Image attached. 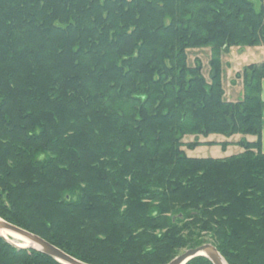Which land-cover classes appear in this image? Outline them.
<instances>
[{
	"label": "trees",
	"instance_id": "16d2710c",
	"mask_svg": "<svg viewBox=\"0 0 264 264\" xmlns=\"http://www.w3.org/2000/svg\"><path fill=\"white\" fill-rule=\"evenodd\" d=\"M247 47L264 0H0V219L84 264H264V63L233 103L219 61ZM0 264L60 263L0 237Z\"/></svg>",
	"mask_w": 264,
	"mask_h": 264
},
{
	"label": "rangeland",
	"instance_id": "374dc122",
	"mask_svg": "<svg viewBox=\"0 0 264 264\" xmlns=\"http://www.w3.org/2000/svg\"><path fill=\"white\" fill-rule=\"evenodd\" d=\"M212 54L213 52L209 47L190 49L187 51V64L189 67H192L194 62L199 60L202 65V75L208 78L210 71L209 62ZM219 61L221 66L222 89L224 91L223 99L225 102L234 103L243 98V84L242 80L238 79V76L242 74L247 66L264 63V47L233 48L227 54H220ZM237 137H234V140ZM208 139L209 141H224V139L216 135L210 136ZM185 152L190 158L223 159L238 154L240 149L236 145H229L225 150H222L218 145H201L193 151L185 150ZM207 241L209 240L207 239ZM184 251L181 250L179 254Z\"/></svg>",
	"mask_w": 264,
	"mask_h": 264
},
{
	"label": "water",
	"instance_id": "95a60500",
	"mask_svg": "<svg viewBox=\"0 0 264 264\" xmlns=\"http://www.w3.org/2000/svg\"><path fill=\"white\" fill-rule=\"evenodd\" d=\"M2 233L8 234L12 239L16 238L17 242L15 240H8ZM0 237L17 250L37 251L60 264H84L65 254L42 238L13 226L2 219H0ZM20 241H24L28 245H22ZM198 257L206 258L211 264H223L225 262L212 244H204L194 249L185 250L168 264H187ZM225 264L227 263L225 262Z\"/></svg>",
	"mask_w": 264,
	"mask_h": 264
},
{
	"label": "crops",
	"instance_id": "0c3cea01",
	"mask_svg": "<svg viewBox=\"0 0 264 264\" xmlns=\"http://www.w3.org/2000/svg\"><path fill=\"white\" fill-rule=\"evenodd\" d=\"M261 98L264 102V80L262 81V84H261ZM263 118H264V113H263ZM263 143H264V124H263V128H262V133H261V150H262V153H264V149H263Z\"/></svg>",
	"mask_w": 264,
	"mask_h": 264
},
{
	"label": "bare ground",
	"instance_id": "6f19581e",
	"mask_svg": "<svg viewBox=\"0 0 264 264\" xmlns=\"http://www.w3.org/2000/svg\"><path fill=\"white\" fill-rule=\"evenodd\" d=\"M8 240H10V241H13V240H17L16 238H14V239H12L8 234H5V233H2ZM20 243L22 244V245H28L26 242H24V241H20ZM223 264H225V262H223Z\"/></svg>",
	"mask_w": 264,
	"mask_h": 264
}]
</instances>
